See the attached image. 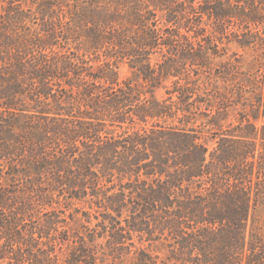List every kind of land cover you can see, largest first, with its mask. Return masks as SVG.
I'll list each match as a JSON object with an SVG mask.
<instances>
[{
	"label": "trees",
	"instance_id": "1",
	"mask_svg": "<svg viewBox=\"0 0 264 264\" xmlns=\"http://www.w3.org/2000/svg\"><path fill=\"white\" fill-rule=\"evenodd\" d=\"M263 34L264 0H0L1 258L105 262L91 233L67 226L61 197L87 196L89 188L99 195L117 172L130 178L132 196L122 184L109 195L111 187L106 209L122 213L131 204L134 216L153 221L148 233H168L175 242L164 264H264V242L246 237L256 206L252 143L221 138L211 150L189 127L196 105L213 103L199 95V82L221 56L218 41L264 46ZM154 55L161 60L153 63ZM123 61L152 87L175 78L169 97L153 100L119 82ZM137 121L153 125L119 138L101 134ZM51 133L62 140L59 153L47 150ZM73 161L84 168L74 171ZM139 253V264L157 263Z\"/></svg>",
	"mask_w": 264,
	"mask_h": 264
},
{
	"label": "rangeland",
	"instance_id": "2",
	"mask_svg": "<svg viewBox=\"0 0 264 264\" xmlns=\"http://www.w3.org/2000/svg\"><path fill=\"white\" fill-rule=\"evenodd\" d=\"M164 13H160L163 16ZM264 37V34H263ZM221 56L213 60L214 70L211 76L202 75L199 82V95L210 101H202L193 109L195 113L189 127L198 130L203 140L208 142L211 150L218 146L221 138L237 139L243 136L245 143L251 145L248 163L253 164L252 186L254 210L250 215L247 226L246 237L249 240L259 238L264 242V46L243 45L234 37H224L218 41ZM69 47H75L70 43ZM161 60L160 55L153 56V63ZM226 66L232 67L226 72ZM119 82L131 81L142 90L146 97L153 100H164L169 96L168 89L174 88L175 78L162 81L155 87L147 83L140 73L123 61L118 69ZM184 84V82H182ZM177 100V96H174ZM205 100V99H204ZM183 117V113H179ZM164 125L180 126L179 119H163ZM153 121L148 124L137 121L134 125L126 124L123 128L118 126H107L101 132L102 136L107 134L111 137L119 138L127 131L135 132L151 129ZM248 125L255 126V129ZM141 133H144L142 131ZM50 139L45 140V145L49 152L57 150L59 153V143L62 141L56 133L49 134ZM215 137V138H214ZM238 140V139H237ZM62 144V142H61ZM81 151L86 148L78 142ZM66 144H63L65 146ZM242 148L244 146H241ZM245 149V148H244ZM29 154V152L27 153ZM79 157V155H77ZM25 161V159H22ZM102 161L105 159L102 158ZM73 170L78 172V168H84L81 162H71ZM2 164H7L5 161ZM247 166L246 169H249ZM99 170L101 165L95 166ZM114 172V171H113ZM114 182L108 183L104 179L101 183L104 192L93 195V189H88V195L83 196L81 192H75L73 198L61 197V207L65 210L67 226L81 234L94 236L95 244L102 246L100 256L105 262L99 264H139L140 249H145L147 254L154 257L156 264L169 262L167 259L172 255L169 244H174L175 240L168 237V233L160 232L148 233V228L153 226L151 218L134 216L133 206L128 204L122 213H117L106 209L107 199L104 193L107 189L116 186L109 195L119 193L123 189L128 195L130 178L120 181L119 173L115 172ZM143 179H147L145 176ZM135 181V177L132 178ZM69 194H67L68 196ZM132 196V195H130ZM57 207L59 205H56ZM116 220V222H115ZM120 223V225H117ZM152 224V225H150ZM115 226L123 229L117 231ZM184 264L181 260L170 262L169 264ZM0 264H9L0 255Z\"/></svg>",
	"mask_w": 264,
	"mask_h": 264
}]
</instances>
